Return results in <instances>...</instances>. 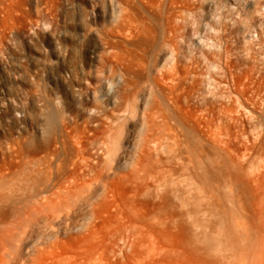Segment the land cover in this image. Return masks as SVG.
Listing matches in <instances>:
<instances>
[{
    "label": "bare ground",
    "instance_id": "bare-ground-1",
    "mask_svg": "<svg viewBox=\"0 0 264 264\" xmlns=\"http://www.w3.org/2000/svg\"><path fill=\"white\" fill-rule=\"evenodd\" d=\"M202 1L100 0L108 74L47 99L37 137L0 142V264H264V20L241 58L230 41L256 17L236 3L188 50Z\"/></svg>",
    "mask_w": 264,
    "mask_h": 264
},
{
    "label": "rangeland",
    "instance_id": "rangeland-1",
    "mask_svg": "<svg viewBox=\"0 0 264 264\" xmlns=\"http://www.w3.org/2000/svg\"><path fill=\"white\" fill-rule=\"evenodd\" d=\"M99 2L100 0H0V142L37 137L38 129L43 124L42 115L46 111L47 99H63L72 90L78 89L89 92L99 86L101 72L108 74L103 68L101 44L94 36L95 30L103 22L108 23L100 17ZM249 2L250 4L248 0H203L197 13L186 14L181 31L184 37L182 46L188 50H197L195 43L198 42V36L205 35L206 31L212 32L215 27L212 20L218 14L230 12L236 3L235 7H240L239 9L248 6L256 21L249 23L253 27L246 26L250 28L249 31L246 28L240 36L231 39L230 44L235 47L234 57L241 58L243 52L245 56L249 44L256 52V42L261 36L259 22L264 20V0L260 7L254 6V10L251 6L253 0ZM234 14L232 16L237 17ZM242 44L244 47H238ZM159 49L162 51V47ZM61 58H64L66 65H62ZM161 58L164 59L162 54ZM55 61H59L53 64L58 74L52 76L49 66ZM67 65H78L82 73L78 72L74 77L70 70L62 69ZM144 96V92L139 93V99ZM125 125L130 140L123 144L132 150V145L138 138V126H132L131 121H127ZM13 183L24 186L25 194H30L27 182L21 177H15ZM15 206L16 211L8 212L4 227L12 234H16L22 221L28 218L31 202L20 200ZM36 225L42 227L38 222ZM25 231L32 236L36 234L29 227ZM65 235L61 234L60 238H66Z\"/></svg>",
    "mask_w": 264,
    "mask_h": 264
}]
</instances>
